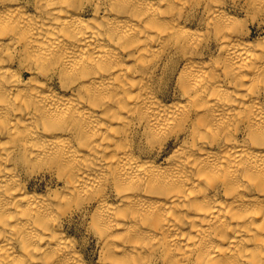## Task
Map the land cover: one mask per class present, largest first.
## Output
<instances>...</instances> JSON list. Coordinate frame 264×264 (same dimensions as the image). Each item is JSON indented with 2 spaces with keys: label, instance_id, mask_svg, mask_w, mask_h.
I'll use <instances>...</instances> for the list:
<instances>
[{
  "label": "clouds",
  "instance_id": "obj_1",
  "mask_svg": "<svg viewBox=\"0 0 264 264\" xmlns=\"http://www.w3.org/2000/svg\"><path fill=\"white\" fill-rule=\"evenodd\" d=\"M0 264H264V0H0Z\"/></svg>",
  "mask_w": 264,
  "mask_h": 264
}]
</instances>
